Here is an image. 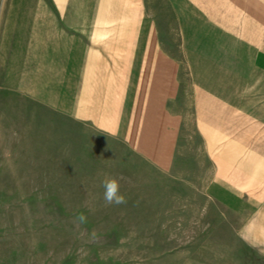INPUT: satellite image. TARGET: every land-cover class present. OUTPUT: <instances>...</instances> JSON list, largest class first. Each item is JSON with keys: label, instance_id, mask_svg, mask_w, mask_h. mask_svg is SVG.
I'll list each match as a JSON object with an SVG mask.
<instances>
[{"label": "rangeland", "instance_id": "1", "mask_svg": "<svg viewBox=\"0 0 264 264\" xmlns=\"http://www.w3.org/2000/svg\"><path fill=\"white\" fill-rule=\"evenodd\" d=\"M104 1L93 0L94 32L115 21ZM212 1L130 0L125 9L138 12L119 21L136 23L137 50L153 37L178 62L185 91L195 90L215 59L218 70L245 68L247 47L214 40L229 35L213 28ZM48 41L38 63L0 61V264H264L227 229L214 230L218 207L187 174L196 159H178L177 173L166 174L137 151L143 142L127 139L129 118L119 125L103 113L102 93L89 86L112 68L96 58L99 45ZM224 53L242 56L230 62ZM190 149L200 151V140ZM105 175L119 181L126 203L106 205Z\"/></svg>", "mask_w": 264, "mask_h": 264}, {"label": "crops", "instance_id": "2", "mask_svg": "<svg viewBox=\"0 0 264 264\" xmlns=\"http://www.w3.org/2000/svg\"><path fill=\"white\" fill-rule=\"evenodd\" d=\"M104 2L115 21L94 32L93 0H0V61L23 69L24 62H39V47L43 55L48 40L90 47L96 42L101 52L96 58L112 63L89 84L102 93L103 113L119 125L129 118L127 139L143 142L137 151L166 174L177 173L178 159H196L200 164L187 174L200 178L208 202L218 207L214 230L227 229L247 252L264 259V0L212 1L213 28L229 35L214 40L247 47L245 68L218 70L215 59L206 76L200 69L195 90L186 91L176 59L153 37L137 42V50L136 23L125 16L119 21L137 7L126 10L130 0ZM222 56L236 62L242 55ZM108 123L101 127L110 131ZM194 137L200 151L190 149ZM180 168L185 173V165Z\"/></svg>", "mask_w": 264, "mask_h": 264}, {"label": "clouds", "instance_id": "3", "mask_svg": "<svg viewBox=\"0 0 264 264\" xmlns=\"http://www.w3.org/2000/svg\"><path fill=\"white\" fill-rule=\"evenodd\" d=\"M101 186L104 189L103 199L106 205H121L126 203L125 197L120 193V184L116 178L105 175L101 182ZM76 219L79 223H85L87 218L81 214L78 215Z\"/></svg>", "mask_w": 264, "mask_h": 264}]
</instances>
